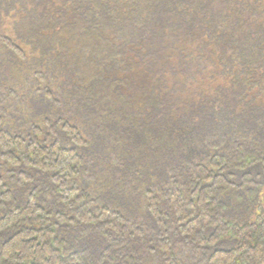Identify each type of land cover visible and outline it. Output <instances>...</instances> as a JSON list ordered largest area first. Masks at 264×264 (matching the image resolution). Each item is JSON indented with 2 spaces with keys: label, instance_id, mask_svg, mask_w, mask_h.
Here are the masks:
<instances>
[{
  "label": "trees",
  "instance_id": "trees-1",
  "mask_svg": "<svg viewBox=\"0 0 264 264\" xmlns=\"http://www.w3.org/2000/svg\"><path fill=\"white\" fill-rule=\"evenodd\" d=\"M15 87L0 264H264V0H0Z\"/></svg>",
  "mask_w": 264,
  "mask_h": 264
},
{
  "label": "rangeland",
  "instance_id": "rangeland-1",
  "mask_svg": "<svg viewBox=\"0 0 264 264\" xmlns=\"http://www.w3.org/2000/svg\"><path fill=\"white\" fill-rule=\"evenodd\" d=\"M11 94L9 95L7 93V100L5 103H3L5 108V112H3V120H1V124L0 127L1 128H7L10 129L12 131H17L18 129H23V125L24 123H27V121L29 122H35V118L38 115V112L36 111V109L33 108H29L27 110V113H22V111H18L15 113H9L11 110V105L13 103L14 100L19 99V101L21 102H27V100L25 101V97L23 96V92L25 91L24 88L20 89L19 87H15L14 88V93L10 90H8ZM21 102V103H22ZM8 111V112H7ZM49 113V111H47ZM9 113V115H8ZM264 192V190H261V193Z\"/></svg>",
  "mask_w": 264,
  "mask_h": 264
}]
</instances>
